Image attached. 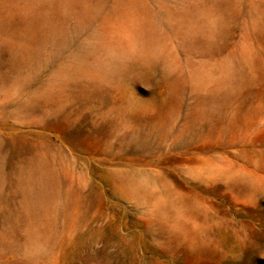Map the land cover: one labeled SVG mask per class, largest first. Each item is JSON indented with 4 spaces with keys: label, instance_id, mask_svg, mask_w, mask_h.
Returning <instances> with one entry per match:
<instances>
[{
    "label": "rangeland",
    "instance_id": "rangeland-1",
    "mask_svg": "<svg viewBox=\"0 0 264 264\" xmlns=\"http://www.w3.org/2000/svg\"><path fill=\"white\" fill-rule=\"evenodd\" d=\"M0 264H264V0H0Z\"/></svg>",
    "mask_w": 264,
    "mask_h": 264
}]
</instances>
